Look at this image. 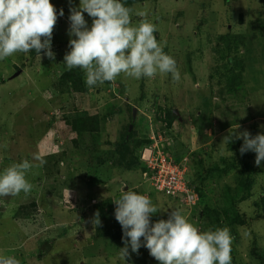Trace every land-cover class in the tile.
I'll use <instances>...</instances> for the list:
<instances>
[{
	"label": "rangeland",
	"instance_id": "374dc122",
	"mask_svg": "<svg viewBox=\"0 0 264 264\" xmlns=\"http://www.w3.org/2000/svg\"><path fill=\"white\" fill-rule=\"evenodd\" d=\"M51 2L58 14L52 38L55 60L38 57L34 50L0 60V172L25 159L38 163L33 161L35 156L46 161L26 176L33 185L28 195L0 197V256H14L20 264H159L146 247L125 261L120 255L123 241L100 240L97 245L93 236L92 206L131 189L157 206L160 212L151 216L153 224L179 209L201 232L218 226L229 229L231 264H260L251 249L255 244L264 249V161L256 166V153L246 152L255 168V183L249 191H239L242 174L238 171L219 174L215 170L222 167L223 157L239 155L230 143L221 145L229 130H248L253 136L264 133V0L137 2L132 9L144 11V19L156 26L154 35L176 60L180 81L173 82L171 74L139 80L121 74L114 82L89 88L80 69L87 92L74 93L64 87L65 94L60 76L67 69L64 55L70 51V3ZM79 3L71 0V6ZM61 8L63 16H59ZM84 15L91 27L92 18ZM141 19L133 14L132 24ZM225 65L234 69L235 84L228 85L232 73ZM170 108L179 110L181 119L173 120L179 140L175 137L168 152L189 157L191 170L186 177H202L203 204L193 208L181 204L179 197L156 191L141 170L116 169L110 180L100 174L102 182L89 184L87 171L93 170L102 153L92 156L86 151L90 139L77 140L66 121L68 115L97 113L102 117L112 111L95 132L104 144L101 149L107 150V141H118L132 116L139 134L154 131L164 138L172 136L164 119ZM190 141L195 144L193 150L186 146ZM232 194L246 220L245 224L235 221L233 227L220 211ZM34 201L38 206L32 210ZM205 203L214 210L211 219L204 211ZM30 211L26 220L17 218ZM18 212L23 214L17 216Z\"/></svg>",
	"mask_w": 264,
	"mask_h": 264
},
{
	"label": "clouds",
	"instance_id": "9594fccd",
	"mask_svg": "<svg viewBox=\"0 0 264 264\" xmlns=\"http://www.w3.org/2000/svg\"><path fill=\"white\" fill-rule=\"evenodd\" d=\"M69 3L70 51L65 53L63 64L68 70L82 69L87 87L114 82L121 74L136 80L171 74L173 82L180 81L176 60L158 43L154 35L156 26L144 19V11H134L121 0H80L78 7L71 6V0ZM85 13L92 18L91 27ZM133 14L142 18L135 26ZM63 15L61 8L59 16ZM57 20V10L51 0H0V60L34 50L40 57L43 53L54 61L52 38ZM234 139L243 140L240 154L255 152V164L261 166L264 133L253 136L248 130L235 133L229 130L221 145ZM33 161L38 163L25 159L0 172V197L31 192L33 185L26 176L46 162L39 156ZM112 202L116 205L115 218L123 231L124 247L120 248L123 260L133 252L138 254L143 246L159 264H231L229 229L201 232L179 209H173L167 220L159 219L153 224L151 216L160 212L157 206L146 195L131 189L123 191ZM92 224L101 225L98 210ZM0 264H20V261L14 256H0Z\"/></svg>",
	"mask_w": 264,
	"mask_h": 264
},
{
	"label": "trees",
	"instance_id": "16d2710c",
	"mask_svg": "<svg viewBox=\"0 0 264 264\" xmlns=\"http://www.w3.org/2000/svg\"><path fill=\"white\" fill-rule=\"evenodd\" d=\"M143 1H146V0H121V2L124 3L126 7H130V8H132L135 3L143 2ZM225 67H227L226 69L232 73V75L231 74L228 75V85H231L232 83L235 84L236 83V73L234 72V69H229L228 65H225ZM82 74H83V71H81L80 68H74L72 70L66 69L60 76L61 78L60 85L62 86L61 88L62 92H63L64 87H65V90L70 91L71 89L72 92L74 93L87 92L85 91V88H84V80H83ZM63 94L65 93L63 92ZM111 113L113 112L111 111L108 114H104L102 115V117L101 115L97 113L96 114L83 113V114H76L75 116L68 115V118L66 119L67 122H70L69 124H71L73 131L76 132L77 140L82 141L86 138L90 139L91 146L87 147L86 149L87 152L90 151L92 156H96L97 154H100L99 152L102 153L101 156L98 157L97 163L93 167V170L89 168V170L87 171L88 172L87 174L89 175L88 177H90L89 179L90 185H94V183H96L97 181L102 182L101 178L99 177L100 174L105 175V180H110L113 176L114 170L116 169H120L121 171H124V172L143 170L144 166L140 158L141 152L145 147L151 145L153 142L150 137L151 136L150 134L146 133L145 135L144 134L142 135L138 133V131L135 128L136 126L135 118L132 116L131 122L128 125L124 126V128L122 129L118 141L113 142V143H111V141H107L106 144L109 145L107 150L101 149L103 148L101 146H103L104 144L99 140V138H97L95 132L96 130L100 129V123L103 120H106L107 117ZM180 116H181V113L179 110H177L176 108H170L167 110L166 115L164 117V119L167 121V124H168V127H167L168 130L170 131L173 130V133H171L172 136H169L173 140L171 147H173V145L175 144V139H176L175 137H177V135H174V134H177V132H175V128L174 126H172V123H173V120L179 119L178 121H180L181 119ZM179 135L180 137L182 136L181 133H179ZM177 139L179 140L178 137ZM181 140H182V137H181ZM242 144L243 143L241 139L240 140L234 139V141L230 143V148H233L234 149L233 151H238L239 153L238 157L240 156V159L237 160L238 157L235 154L231 155L227 159L223 157L224 160H223V164H221L222 167L218 166L217 168L218 170H215V171L219 174L220 173L227 174L231 170L238 171L239 176H241L242 174L241 179H240L239 188H238L239 191H244V190L249 191V189H251L255 183L254 174H253L255 172V168L253 164L251 163V159L250 161L247 160L246 153L243 155L240 154L239 149ZM194 145H192V143L189 142V144H187L186 146H188V148L191 149L190 146H194ZM171 147L167 146L166 150L169 151ZM83 154L85 155L86 153L83 152ZM175 155L176 156L173 155V157L177 161H179L184 156L183 154H180V153H176ZM88 159L89 157L84 159L85 161L83 160L84 161L83 164L84 163L86 164V162H88ZM107 163H110L109 167L105 166V164ZM250 177H253V179H251ZM59 179H60V176H59ZM201 179H202L201 176L200 177L197 176L192 179L188 178L190 184L193 185L195 189L197 190V192H199L200 194L199 203L203 204V200H204L203 192H204L205 187L203 186V180ZM123 191H127V189L122 190V192ZM120 196L121 195H118L116 198H106L105 200L103 198L100 202L92 206V216L94 217L95 213L98 210L100 213V220H101L100 226L98 225L93 226V229H94L93 236L96 239L97 245L100 242V240H106L108 242H111V241L119 242V243L123 241L122 240V236H123L122 227L115 218L116 205L112 202V200L118 199ZM225 202L228 204V206L220 210L221 214L225 215V218H226L225 222L228 225H231V227H233V225L237 222L240 224H245L246 220L242 218V215L240 214L239 209L237 208L236 196L232 194L229 197V201L226 200ZM199 203L197 204L196 207L200 205ZM206 204L208 203H205V205ZM205 205H203V207ZM37 206L38 204L35 201L30 204V207L32 208V210H34V208H36ZM204 211L207 212V217L211 219L212 212L214 211L212 210L211 206L206 205L204 207ZM20 213L21 212H18L16 215L19 216ZM22 214L23 213H21L20 216ZM30 214H31V211L26 212L22 216V218L21 217H17V218L26 220ZM218 215L216 216L215 222L219 221ZM210 223H211V220H209L207 224H210ZM227 224H225L226 227H227ZM217 228H222V226H218ZM251 252L259 260L260 264H264V249H261V250L257 249V246L255 244L252 247ZM39 257H41V254Z\"/></svg>",
	"mask_w": 264,
	"mask_h": 264
},
{
	"label": "built area",
	"instance_id": "2783aa9c",
	"mask_svg": "<svg viewBox=\"0 0 264 264\" xmlns=\"http://www.w3.org/2000/svg\"><path fill=\"white\" fill-rule=\"evenodd\" d=\"M152 144L141 152L144 169L143 177L150 185L167 196L179 197L181 204L195 207L200 201V194L186 177L191 166L189 157L183 156L179 161L166 150L171 147L172 138L163 137L152 131ZM184 205V206H186Z\"/></svg>",
	"mask_w": 264,
	"mask_h": 264
},
{
	"label": "crops",
	"instance_id": "0c3cea01",
	"mask_svg": "<svg viewBox=\"0 0 264 264\" xmlns=\"http://www.w3.org/2000/svg\"><path fill=\"white\" fill-rule=\"evenodd\" d=\"M54 49H55V47H52V50H54ZM36 55H37V54H36ZM37 56L40 57L39 55H37ZM41 56H43V53H42ZM18 73H19V72H18ZM18 73H17V76L19 75ZM190 143H192V145H194L193 142L190 141ZM194 146H195V145H194ZM194 146H190L191 150H193Z\"/></svg>",
	"mask_w": 264,
	"mask_h": 264
},
{
	"label": "water",
	"instance_id": "95a60500",
	"mask_svg": "<svg viewBox=\"0 0 264 264\" xmlns=\"http://www.w3.org/2000/svg\"><path fill=\"white\" fill-rule=\"evenodd\" d=\"M137 114V109L136 108H134V115H136Z\"/></svg>",
	"mask_w": 264,
	"mask_h": 264
}]
</instances>
